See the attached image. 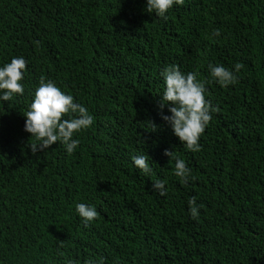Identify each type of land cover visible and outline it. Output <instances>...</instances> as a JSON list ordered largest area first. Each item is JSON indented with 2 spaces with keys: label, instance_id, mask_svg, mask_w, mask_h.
Returning a JSON list of instances; mask_svg holds the SVG:
<instances>
[{
  "label": "trees",
  "instance_id": "1",
  "mask_svg": "<svg viewBox=\"0 0 264 264\" xmlns=\"http://www.w3.org/2000/svg\"><path fill=\"white\" fill-rule=\"evenodd\" d=\"M145 8L0 0V66L27 61L24 95L0 102V264H264V0H184L167 20ZM210 63L241 64L237 83L221 87ZM170 65L198 73L219 107L198 152L161 119ZM41 77L94 116L72 155L29 146L24 115ZM165 150L191 169L189 183ZM145 153L151 177L132 162ZM156 179L166 196L152 191ZM192 197L203 205L196 218ZM77 203L99 218L83 224Z\"/></svg>",
  "mask_w": 264,
  "mask_h": 264
},
{
  "label": "clouds",
  "instance_id": "2",
  "mask_svg": "<svg viewBox=\"0 0 264 264\" xmlns=\"http://www.w3.org/2000/svg\"><path fill=\"white\" fill-rule=\"evenodd\" d=\"M184 0H146L145 11L156 17L167 20L169 12ZM220 30L213 32L214 37H220ZM242 65L237 63L233 69L222 64H209L208 69L212 80L221 87L235 85L237 73ZM27 72V61L16 57L9 63L0 66V102L8 103L14 97L24 95V79ZM160 76L164 82L163 94L160 95L161 119L172 129L173 134L185 147L192 152L200 150V138L212 121L213 114L219 111L218 105L206 99L205 82L198 79L196 72H182L178 65L166 67ZM167 108L170 114H163ZM25 116L24 131L31 134L35 143L29 145L32 152H46L54 144L63 145L65 151L72 155L79 147V135L91 128L94 116L82 104L75 101L70 93L62 91L57 84L41 77L35 90L34 98ZM156 130L155 124H150ZM164 155L169 161L175 159L174 175L181 183L187 184L192 179L191 169L185 161L174 157V152L165 150ZM151 158L145 153L132 157L133 165L145 176H153ZM152 191L160 196L167 195L166 181L156 179ZM189 212L193 218L199 215L203 205H197L196 198L188 200ZM75 212L86 226L99 218L97 208L92 204L77 203ZM67 264H76L69 260ZM84 264H103V260H85Z\"/></svg>",
  "mask_w": 264,
  "mask_h": 264
}]
</instances>
